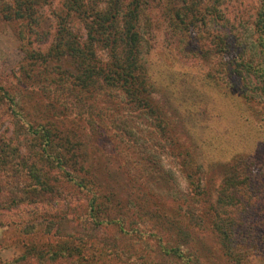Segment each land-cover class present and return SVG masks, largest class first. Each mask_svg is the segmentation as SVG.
Returning <instances> with one entry per match:
<instances>
[{
  "label": "rangeland",
  "instance_id": "374dc122",
  "mask_svg": "<svg viewBox=\"0 0 264 264\" xmlns=\"http://www.w3.org/2000/svg\"><path fill=\"white\" fill-rule=\"evenodd\" d=\"M59 1L48 0L49 4L41 6L40 24L31 26L29 34L19 23H5L0 18V87L5 89V95L17 98V113H25L28 121L35 123L50 115L60 118V104L64 117L61 124L71 137L69 156L74 157V168H81L78 173L69 170V176L83 186L79 188L81 192L59 171L50 172L52 179L61 181L56 183L55 203L45 200L35 210L28 207L33 212L29 218L40 220L41 214L47 216L54 206L65 204L82 210L86 201L95 196L103 205L107 196L108 215L101 219H118L124 229L129 233L134 229L135 233L125 236L114 228L100 227L93 235L94 248L84 255H92L94 260L102 255L96 264H145L146 258L153 260L150 251L158 230L149 214L147 219L144 217V211L174 221L173 213L179 204L190 218L186 214L181 221L193 231L192 239L180 249L186 245L199 264H220L216 239L208 229L210 217L199 219L196 215L207 211L229 176L248 177L242 183L243 199L233 201L227 211L233 215L245 210V216L237 221L242 227L253 228L249 230L250 243L254 248L260 246L264 241V112L258 90L261 84L232 72L240 58L251 59L264 68V58L252 45L255 31L251 26L258 1L219 0L222 30L214 34L224 37L216 51L210 46L214 58L212 54L206 57V20L199 18L187 33L172 31L170 36L157 16L149 14L150 27L142 30V54L148 68L147 85L153 90L151 102L163 116L161 125L146 110L121 106L118 91L95 85L92 92H84L82 99L60 89L69 63L42 61L52 31L51 14ZM7 2L10 0H0V10ZM201 5L206 7V0ZM32 55L36 61L30 64ZM209 64H213L211 70ZM44 80L47 81L42 83ZM52 99L57 103L53 108L46 104ZM7 114L9 111L0 105V147L4 146L5 151L2 154L7 155L12 146L19 152L5 156L7 164L0 161L4 168L3 171L0 166V197L3 193H17V188L28 182L17 158L18 153H26L28 143L23 139L25 135H14L15 120ZM162 125L166 127L161 128ZM187 173L193 180L200 179L199 188L192 192L196 195L194 201L190 198L193 187ZM227 193L228 190L222 196ZM163 207H168V211ZM14 214L18 213L0 210V262L21 255L23 242L39 241L38 245H44L45 237H22L16 230L4 227L16 220ZM182 263L183 260H163V264ZM189 264L197 262L191 258Z\"/></svg>",
  "mask_w": 264,
  "mask_h": 264
},
{
  "label": "trees",
  "instance_id": "16d2710c",
  "mask_svg": "<svg viewBox=\"0 0 264 264\" xmlns=\"http://www.w3.org/2000/svg\"><path fill=\"white\" fill-rule=\"evenodd\" d=\"M257 1L251 26L255 31L252 45L257 50V54L264 58V0ZM201 3L202 0H60L51 14L52 31L46 53H42V61L69 63L62 74L65 80L59 83L60 89L66 94L83 99L84 92H92L95 85L112 89L120 93L121 106L130 105L136 111L139 109L140 112L146 110L154 117L155 122L161 125L163 124L162 113L151 102L153 90L147 85L148 68L142 54L144 44L142 30L150 27V13L157 16L156 18L162 22L170 36L172 31L187 33L193 24L198 23L199 18H202L206 20V24L204 23L206 25V57L212 54L214 58L215 55L210 46H213L216 51L224 37L214 34L215 31L219 33V30H222L223 19L220 16L219 0H206V7H203ZM47 4H49L48 0H10L1 6L0 18L5 23L17 25L19 23L29 34L31 26H39L41 17L38 11L42 5ZM201 23L203 24V21ZM33 58L32 55L30 64L36 61ZM212 68L213 64H209V69ZM232 69L231 71L242 76V79L253 78L256 84H261L258 90L263 98L261 109L264 112V68L251 59L240 58ZM208 74L207 72L206 76ZM51 84L58 86L55 81ZM5 92V89L0 87V105L5 106L6 111H9L8 117L12 121L15 120L16 129L12 128L14 135L19 133L25 135L23 139L28 143L26 153L17 154L23 169L21 174H24L23 177L28 182L21 184L17 188V193H3L0 197L2 212L18 213L12 215L16 216V220L7 222L4 227L16 230L18 233L15 232L22 237L27 234L39 238L45 237V240L44 245L40 246L39 241L28 242V245L22 239L20 242H23L25 246L23 253L13 260L0 262V264L99 263L98 260L102 259V255H99L96 260L92 255H84V253L87 254V250L94 248L93 235L98 228L111 227L125 236H132L135 230L131 229L129 233L121 226L118 219H101L102 215H108L109 210L110 201L105 195L106 202L103 205L98 203V198L95 196L86 201L82 210L65 204L61 207L54 206L55 209L47 216L35 215L40 217V220L33 221L29 218L33 212H30L28 207H34L33 210H35L37 205L44 203L45 200H49L50 204L55 203L53 198L57 197L56 183L61 181L52 179L50 172L59 171V175L65 178V181L72 182V186L81 192L79 188L83 186H78L79 182H76L75 177L69 176V170L72 173H78L81 168L76 170L74 168L76 163H72L74 157L69 156L68 147L72 146L71 137L61 124L64 120L62 106L58 104L60 107H57L60 118L56 119L55 116L50 115L49 118L35 123L28 121L25 113H17L19 107L17 98L5 95ZM46 104L52 105L51 108H53L57 103L52 99ZM165 127L166 125H162L161 128ZM3 147H0V161H5L7 164L9 161L5 160V156L15 155L19 150L12 146L7 155H3L2 152L5 153ZM0 166L4 171L3 164ZM85 170L89 169L85 168ZM11 177L13 178L14 175ZM186 178L193 187L189 192L190 198L194 201L196 195L192 192L199 188L200 179L193 180L188 173ZM247 179L248 177L239 179L229 176L224 180L221 190L215 193L214 202L207 207L208 213L205 211L203 214L196 215L199 219L210 217L208 229L216 239L220 264H249L250 261H256V264L264 263V241L260 246L255 245L254 248L250 243L251 232L249 231H253V228L242 227L237 221L239 217L245 216V210L233 215L227 211L233 201L241 202L243 199L242 183ZM201 187L203 191V186ZM73 190L77 193L75 188ZM88 190L90 187L86 189ZM226 190H228L227 195L222 196L225 195ZM167 208L163 207L166 210ZM188 213L178 204L173 213L175 220L167 221L153 211H144V217L147 219L146 215L149 214L153 218L154 229L158 230L153 235L154 247L151 251L149 250L153 253V260L146 258L145 264H163V260L174 263L183 260L182 264H189L191 258L199 264L197 256L192 255L186 245H183V250L180 249L183 243H189L193 237V231H189L181 221L186 214L188 217ZM27 229L30 230L26 231ZM248 256L253 260H250Z\"/></svg>",
  "mask_w": 264,
  "mask_h": 264
}]
</instances>
